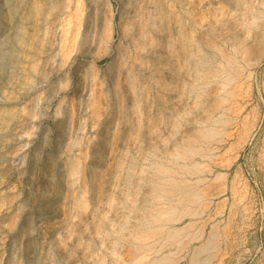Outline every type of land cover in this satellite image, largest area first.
<instances>
[{
	"label": "rangeland",
	"instance_id": "1",
	"mask_svg": "<svg viewBox=\"0 0 264 264\" xmlns=\"http://www.w3.org/2000/svg\"><path fill=\"white\" fill-rule=\"evenodd\" d=\"M0 264H264V0H0Z\"/></svg>",
	"mask_w": 264,
	"mask_h": 264
},
{
	"label": "bare ground",
	"instance_id": "2",
	"mask_svg": "<svg viewBox=\"0 0 264 264\" xmlns=\"http://www.w3.org/2000/svg\"><path fill=\"white\" fill-rule=\"evenodd\" d=\"M54 7H56L57 5L55 3H53ZM159 23L160 21L157 20V18H154L152 20H145L143 23H142V27L139 25L138 28L139 30L137 29V33H134V41L135 43L137 44V47L140 51H147V52H161L160 50H162V38L158 35V32L161 30L160 27H159ZM220 28V27H219ZM160 29V30H159ZM29 32V31H28ZM113 32V31H112ZM111 32V33H112ZM181 33L183 34V30L181 31ZM212 35V34H211ZM87 38L86 37L84 39V43L87 42ZM85 46V45H84ZM81 47V46H80ZM230 65H231V59L229 60ZM246 65V64H245ZM227 66V65H226ZM229 66V65H228ZM231 67H233L231 65ZM238 67V66H237ZM239 68V67H238ZM230 69V68H229ZM225 72V71H224ZM228 73V72H227ZM226 73V74H227ZM238 74V73H237ZM231 75V74H229ZM233 75V74H232ZM228 76V75H227ZM236 77V76H235ZM234 78V77H233ZM239 78V77H238ZM229 80V79H228ZM234 81V80H233ZM225 110V109H224ZM203 132H201L202 134ZM214 133H215V130H208L207 132L203 133L202 136L206 139H212V137H214ZM167 134V133H166ZM200 134V135H201ZM217 135V134H216ZM201 137V136H200ZM219 137V136H218ZM216 138V137H215ZM208 142V141H207ZM194 152V150H193ZM184 153V152H183ZM185 155V154H183ZM192 156V155H191ZM183 157V156H182ZM188 168V167H187ZM184 169V168H182ZM196 169V168H195ZM194 169V170H195ZM193 170V169H192ZM76 171V169H75ZM156 171V170H155ZM161 172H164L165 174H171V173H167L163 170H160ZM185 171V169H184ZM197 171V169H196ZM169 172V171H168ZM186 172V171H185ZM188 172V170H187ZM192 172V171H191ZM199 172V171H198ZM197 172V173H198ZM159 173V172H158ZM177 174V173H176ZM173 175V174H172ZM168 176V175H167ZM173 178V177H172ZM162 179V178H161ZM165 180V179H164ZM163 180V182H164ZM169 180V178H168ZM175 182V181H174ZM165 183H167L165 181ZM178 183V182H177ZM183 185V184H181ZM164 186V185H163ZM170 186L171 190H176V189H182V187L180 188V185L179 184H175L173 182L170 181L168 187ZM185 188V187H184ZM183 188V190H184ZM182 190V191H183ZM199 190V189H198ZM163 191V190H162ZM166 191H169V190H166ZM192 191V190H191ZM165 191H163L164 193ZM172 191H170V194H171ZM169 194V193H167ZM187 195V193H186ZM189 195V194H188ZM186 200V199H185ZM177 202V201H176ZM192 205V204H191ZM156 211V210H155ZM153 211V212H155ZM156 213V212H155ZM203 213V212H201ZM154 214V213H153ZM176 214V213H175ZM148 215V214H147ZM177 215V214H176ZM192 215V214H191ZM150 216V215H149ZM185 216V215H184ZM178 218H180L178 216ZM176 219L174 213H172V210L170 208H165V207H160V209L157 211V214L155 216H153L152 219H149V221H147L146 224H143L141 226V229L138 230L136 233H134L133 235V241L134 243H136V246L138 247H146V243L148 240H150L151 238L155 237L156 235L160 234L161 235V232L163 233L164 232V226L166 225V223L168 222H171V221H174ZM178 220V219H176ZM175 220V221H176ZM174 221V222H175ZM196 223V222H195ZM167 226V225H166ZM168 234H167V231H166V234H167V238H169L168 240L170 241H175L179 235L181 233H183L182 231L183 230H168ZM185 231V230H184ZM165 234V233H164ZM189 234V233H188ZM166 236V235H165ZM189 236V235H188ZM157 237V236H156ZM166 238V239H167ZM166 241V240H165ZM169 241V242H170ZM151 242V241H150ZM168 243V242H167ZM178 245V244H177ZM173 246V245H172ZM184 246V245H183ZM137 247V248H138ZM151 248V247H150ZM145 249V248H144ZM160 249V248H159ZM146 250V249H145ZM170 255V254H168ZM173 256V255H172Z\"/></svg>",
	"mask_w": 264,
	"mask_h": 264
}]
</instances>
